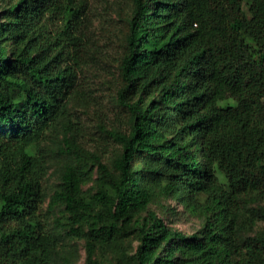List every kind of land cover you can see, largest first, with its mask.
<instances>
[{"label": "trees", "instance_id": "1", "mask_svg": "<svg viewBox=\"0 0 264 264\" xmlns=\"http://www.w3.org/2000/svg\"><path fill=\"white\" fill-rule=\"evenodd\" d=\"M131 2L116 40L127 126L102 129L121 149L109 167L70 111L86 54L106 47L89 0H0V264H72L56 255L61 234L83 239L85 264H100L96 251L116 264H264V231L244 234L264 218V0ZM155 192L201 214L200 229L167 225L148 209Z\"/></svg>", "mask_w": 264, "mask_h": 264}, {"label": "rangeland", "instance_id": "2", "mask_svg": "<svg viewBox=\"0 0 264 264\" xmlns=\"http://www.w3.org/2000/svg\"><path fill=\"white\" fill-rule=\"evenodd\" d=\"M131 7V0H89L94 36L99 39L102 38L106 47L101 48L99 52L93 49L86 54L87 56L84 59L86 65L79 73L77 91L70 102V111L77 130L75 132L77 140L85 148L97 153L101 161L109 167L112 166L113 158L120 153L121 149L119 144L106 137L102 129H124L127 126L125 113L120 110L115 102L119 81L116 40L120 36L119 27L122 24L119 19L129 15ZM103 18H107L109 23L114 24V26L106 25L105 22L101 24ZM220 99L223 102L234 103L232 93L227 90L221 92ZM60 137V134L47 132L44 146L56 151L60 145ZM60 172L59 159L53 157L48 163V170L43 180L46 195L43 210L46 208L49 195L59 181ZM91 185L92 181L85 184L83 188H90ZM261 205L264 207V203ZM148 209L155 211L170 227L188 235L198 231L202 225L201 214L186 211L180 203L170 196L155 192ZM56 216L62 222V211L56 209L53 214L48 215L47 225L49 227L53 228L56 225V222L53 223ZM260 231H264V218H259L244 234L253 235ZM130 239L131 236L120 242L123 248L119 251L120 254L127 255L132 246L137 243L132 241L130 244ZM57 251L56 255L59 262L62 256H65L69 258L72 264L86 263V250L83 239L61 234ZM110 253L96 251L94 257L100 264H116V258L112 256L113 252Z\"/></svg>", "mask_w": 264, "mask_h": 264}]
</instances>
